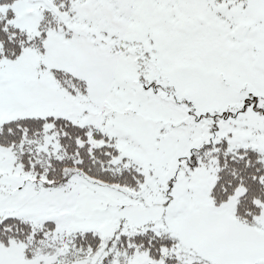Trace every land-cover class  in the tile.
<instances>
[{
	"label": "snow or ice",
	"instance_id": "6c2138e0",
	"mask_svg": "<svg viewBox=\"0 0 264 264\" xmlns=\"http://www.w3.org/2000/svg\"><path fill=\"white\" fill-rule=\"evenodd\" d=\"M0 264H264V0H0Z\"/></svg>",
	"mask_w": 264,
	"mask_h": 264
}]
</instances>
